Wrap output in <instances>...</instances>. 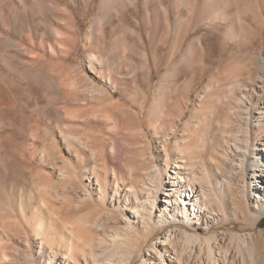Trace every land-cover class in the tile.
Wrapping results in <instances>:
<instances>
[{
    "label": "bare ground",
    "instance_id": "obj_1",
    "mask_svg": "<svg viewBox=\"0 0 264 264\" xmlns=\"http://www.w3.org/2000/svg\"><path fill=\"white\" fill-rule=\"evenodd\" d=\"M11 1L0 0L1 3ZM30 1L33 16L52 14L57 17L58 23L45 24L47 33L56 41L55 45L63 50L67 48L65 44L69 43L71 52H78L81 43L79 26L76 22L66 23L64 15L68 13V8L51 0ZM82 1L89 6L94 0ZM160 1L155 0L157 10L150 38L154 53L169 22ZM149 2L100 1L99 13L86 32L84 39L87 42L84 46L91 51L87 57V68L101 81L110 80L105 78L106 69L122 67V61L109 59L105 63L99 54L98 45L107 34L106 19L113 13H119L122 7L136 8L139 4L145 26H148L152 20ZM231 3L239 5L241 9L236 15L228 13ZM173 8L176 13L185 12L187 16L180 19L173 32L171 55L180 54L185 43L189 39L192 41L179 61L162 77V100L148 110L150 118L156 116L159 119L162 115L165 122L161 135L156 136L162 144V166L154 162L139 185L124 188L121 203L120 181L123 184L124 181H136V171L127 158L129 152L126 150V142L122 141L118 145L112 140L108 146L111 158H118L124 167L130 169L128 173L122 174L121 168H109L105 160L104 166L101 165L102 158L98 159L89 141L82 135L74 132L63 135L60 130V136L65 137L67 150L73 152L74 160L69 173L60 171L61 177L67 176L70 179L65 190L70 200L67 207L69 216L66 218L53 212L44 198L34 208L35 191L31 190V185L45 193L48 188H55L52 184L44 186L39 181L21 183L28 188L30 205L21 203L19 210L25 220L27 211L31 210L34 217L32 234L23 232V254L27 261L33 264H264V229L258 228L264 217V56L251 61L249 77L236 75L223 81L216 80L198 93V103L193 104L197 116L184 123V127L182 123L186 113L182 111L178 117L173 113L174 105L182 101L172 100L177 86L184 84L194 67L202 63L200 55L203 36H197L201 25L210 30L218 24L228 23L225 36L229 41L251 40L255 30L240 13L251 14L254 19H261L263 13L257 0H174ZM64 30L71 32L72 36ZM79 67H84L83 62ZM12 68L23 79L48 86V89L49 86L64 88L74 85L66 81L59 82V78L42 75L29 68ZM107 74L110 76L109 72ZM82 77L86 84L83 91L92 96L110 92L105 84L96 82L95 77ZM108 84L116 85V82L110 80ZM87 103L79 104L72 112L65 108L62 110L57 105L52 108H55L57 116H73V119H77L79 112L90 110ZM55 139V135L49 138L53 146L56 145ZM87 148L92 151V164L89 163L79 173V156ZM208 151H211L209 157ZM2 168L7 170V167ZM24 185H19L21 193ZM229 200L231 210L226 205ZM89 206L99 208L96 213L89 214V210L84 211ZM122 208L124 215H116V211ZM229 214L235 217L245 214L244 220L248 217L247 224L254 232L241 234L229 231L222 236L214 227L212 234H200V229L204 231L208 227L209 230L210 223L227 224ZM1 223L6 225L7 222L0 221V227L3 226ZM109 223L113 224L111 230L107 229L111 227ZM173 225L174 229L171 228ZM54 227L58 228L54 230ZM164 228L172 230H168L164 237L157 238V241H148L156 231ZM224 237L229 238L231 246L227 244V247L223 243ZM28 238L39 240L34 245L35 251L30 250ZM146 247L148 249L145 254ZM4 256L7 258L6 254Z\"/></svg>",
    "mask_w": 264,
    "mask_h": 264
},
{
    "label": "rangeland",
    "instance_id": "obj_2",
    "mask_svg": "<svg viewBox=\"0 0 264 264\" xmlns=\"http://www.w3.org/2000/svg\"><path fill=\"white\" fill-rule=\"evenodd\" d=\"M51 1L68 8V13L63 14L67 24L78 23L79 38H81L78 52L72 53L69 43L65 44L67 48L59 49L55 45L56 41L47 33L45 24L58 23L56 16L52 14L33 16L30 0L0 2V37L3 38L0 41V145L2 146L0 221L7 222L6 225L1 223L3 226L0 227V264H33L26 260L23 254L25 248L22 246L23 232L31 235L34 223L31 210L27 211L26 220L19 210L21 203L30 205L27 198L28 188L26 184H21L23 181H39L44 186L52 184L56 189L48 188L45 193L39 192L36 186L31 185V190L35 191L34 208L44 198L53 212L66 218L69 216L67 207L70 200L68 191L65 190L70 179L67 176L61 177L60 171L69 173L74 160L73 152L67 150L65 137L60 136V130L63 135L72 132L82 135L89 141L98 159L102 158L101 165L104 166L105 160L109 168L113 166H116L117 170L121 168L122 174L128 173L130 169L124 167L118 158H111L108 154V146L112 140L118 145L122 141L126 142V150L129 152L127 158L136 171L134 173L136 181H124L125 184L120 181L121 203L125 194L124 188L134 184L139 185L140 181L146 178L147 170L154 162L162 166L164 161L162 144L156 136L161 135L165 122L162 120V115L159 119L156 116L150 118L148 110L162 100L164 94L161 87L162 77L179 61L192 41L189 39L185 43L180 54L171 55L173 32L180 19L187 16L185 12L176 13L173 8L174 0L160 1L167 12L169 22L162 33L160 45L155 48L156 53L152 50L150 40L154 29V14L157 10L155 0L149 2L152 20L148 26H145L139 4L136 8L122 7L119 13H113L106 19V38L98 45L99 54L104 58L105 63L110 61L109 59L122 61L121 68L118 66L109 70L104 68L106 72L102 71L106 79L116 82V85L108 84L110 80L101 81L87 68V57L91 51L84 46L87 42L84 39L86 32L99 13L98 6L101 0H94L89 6H86L82 0ZM257 2L263 13L261 19H254L253 15L246 12L240 13L255 30V36L251 40L229 41L225 36L228 23L218 24L210 30L204 25L199 27L197 36H203V50L200 55L202 63L194 67L188 80L184 84H179L172 95L174 102L182 101L179 105H174L173 113L177 117L182 111L186 113L183 127L184 123L192 121V118L197 116L193 104L198 103V93L216 80L223 81L236 75L249 77L251 61L264 56V0ZM239 11H241L239 5L235 3L228 6L230 15H236ZM64 31L72 36L71 32ZM49 46L53 49L51 50ZM68 48L70 51L66 50ZM81 62L84 69L79 67ZM12 67L19 70L29 68L42 75L59 78V82L66 81L75 86L64 88L49 86L48 89V86L23 79ZM82 75L95 77L94 80L101 85L105 84L110 92L103 93L104 96L98 93L95 94L97 97H94L83 91L86 84ZM85 101L88 102L90 110L79 112L77 119L75 117L73 119V116L63 115V118L57 116L55 108H52L57 105L60 106L59 108L62 107V110L65 108L68 112H72L79 104L86 105ZM94 115L98 118H94ZM114 125L117 127L114 128ZM51 135L56 136L55 146L49 141ZM210 153L211 151H208V157ZM91 156L92 151L88 148L82 151L77 163L79 173L91 163ZM2 167H7V170ZM19 185H24L22 193L19 191ZM138 194L141 196L140 193ZM226 205L228 210L232 209L231 200L226 202ZM98 208L89 206L84 211L89 210L88 213L93 214ZM123 209L116 211V215H124ZM245 217V214L243 216L239 214L237 217L229 214L227 224L210 223L209 230L207 227L204 231L200 229L199 232L204 234L203 236H208L212 234L214 227L222 236L229 231L241 234L254 232L247 224L248 217L246 221ZM109 224L111 227L107 229H113V224ZM175 225L171 228L174 229ZM57 228L54 227V230ZM171 228L156 231L148 241H157V238L164 237L168 230H172ZM258 228L264 229V217ZM28 241L31 245L30 250L35 251L34 245H37L39 240L28 238ZM229 242V238L224 237L223 243L227 245ZM229 245L231 246V243ZM147 249L148 247L144 251L145 254Z\"/></svg>",
    "mask_w": 264,
    "mask_h": 264
}]
</instances>
